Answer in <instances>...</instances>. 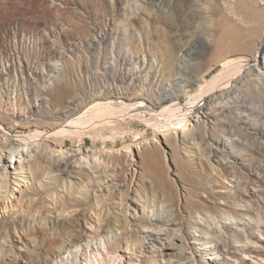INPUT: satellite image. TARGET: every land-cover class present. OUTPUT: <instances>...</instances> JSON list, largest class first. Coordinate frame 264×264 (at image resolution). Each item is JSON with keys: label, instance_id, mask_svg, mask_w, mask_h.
<instances>
[{"label": "rangeland", "instance_id": "obj_1", "mask_svg": "<svg viewBox=\"0 0 264 264\" xmlns=\"http://www.w3.org/2000/svg\"><path fill=\"white\" fill-rule=\"evenodd\" d=\"M248 1L263 22L264 0ZM234 8L235 0H0V176L16 197L0 211L9 225L0 264H34L38 252L49 264H264V105L211 116L218 95L210 96L185 129L175 111L225 63L205 42L183 51L184 35L209 43ZM117 60L124 83L111 79ZM185 60L196 68L182 67ZM109 92L115 98H102ZM111 104L145 110L66 142ZM36 133L49 137L26 147ZM216 147L225 154H209ZM152 151L172 202L146 176ZM201 161L210 165L207 191L195 189ZM191 192L200 210L185 212ZM68 228L82 239L68 251L59 243L55 255L46 242Z\"/></svg>", "mask_w": 264, "mask_h": 264}, {"label": "bare ground", "instance_id": "obj_2", "mask_svg": "<svg viewBox=\"0 0 264 264\" xmlns=\"http://www.w3.org/2000/svg\"><path fill=\"white\" fill-rule=\"evenodd\" d=\"M236 17L237 19H239L238 22L235 21ZM190 29L192 28H188V26L185 28V30H190ZM214 32H215V37L213 40L211 41L209 40L208 41L209 43H207L204 39H201V37H196V36L193 37L190 34L184 35L185 38L184 43L189 45L185 46L183 48L184 49L183 51L195 52L196 51L195 47L200 43L205 42L207 46L209 45L217 49L216 51L217 54L213 58L215 61L221 59L224 62L225 60V63L221 65L222 68L216 74L212 75L211 82L206 87L202 88L200 95H196V97L192 98V100H190L191 103L189 102V104H186L185 107L179 104L178 105L179 107L175 108V111L177 112L176 115L180 116L178 118L177 123L184 124L183 125L184 129L189 121L188 118L189 115L192 114V112H195V109L198 106H200V108L203 109L202 107L206 99H208V97L210 96L218 95L216 98L214 97L215 99L214 104H211V106H207V108H209L210 110H214L211 116H214L216 114L225 115L226 113L230 112L234 107H236L239 110L244 109L246 111H252L256 113L261 108V106L264 105V65L260 63V59H259L260 54L264 55V21L262 22V16H260L258 10L248 0H235L234 16L231 17L229 15H222L218 25L214 29ZM258 41L260 42L258 43ZM244 52H246L247 55L248 54L252 55V58L250 59H247L245 57L239 58V56H241V54H243ZM120 64H122V62H120L119 60L118 63L116 64V68L119 70V72L115 70L117 72H115L111 76V79H113L116 82L124 83L127 80L128 73L121 72ZM192 65L191 64L188 65L186 60L183 61V63L181 64L182 67H187V68H191ZM194 67L196 68V66ZM194 72L198 73V71L196 72V70ZM253 76H256L257 79L254 78V80H252L251 78ZM195 79L198 80V76H194V77L192 76L189 79H185L184 83L186 85L188 84L190 85L192 84V80ZM249 82H252L251 83L253 86L252 92L248 91L246 88ZM117 89L119 90L120 87L117 86ZM220 93L222 94L221 96H219ZM107 94L105 93V96H102V98L108 96L109 97L112 96L113 98H115L113 96V93L109 92ZM69 96L70 93L67 90H65L59 98L60 105H64L67 102V98ZM126 98H127L126 100L128 101L132 100L130 99V97H126ZM176 99L178 100L180 98L176 97ZM131 106L129 105L121 109H117L114 108L111 104L108 105V107L105 106L102 107V110H106V111H102L101 113L98 112L96 115H92V116L89 115V119H86L81 125L78 126L80 128L79 131L70 132L68 133V135H65L64 133L66 142L68 141L70 144L81 142L83 140L82 139L83 134L85 133L86 130H89L87 132H96V134L99 132L106 131L110 129L111 124L113 122H116L119 118L121 117L123 118L131 114L133 116L134 114H142V111L145 110L143 107L141 108L140 106H139L140 108H138V106L137 107L135 106L131 107ZM76 125L73 128L77 129ZM65 129L64 132L70 130V129H66V130ZM47 135L48 134L45 133L44 134L36 133V135L32 137L25 138L24 139V141L26 142L25 146L26 147L32 146L38 143V141H40L39 139L42 140L43 138H46ZM47 137H49V135ZM115 145H118V143H115ZM24 152L26 153V151L24 150L22 152L19 151L20 154H24ZM210 153L211 154L213 153V156L215 157L220 156V154L222 156L223 154H225L224 151L220 150L219 147L214 148L212 151L210 150L209 154ZM4 155L5 156L3 157L5 159H8V155L7 154ZM12 155L13 156L16 155V152H12ZM149 165H150L149 166L150 171L148 173L146 172L147 173L146 176L152 179L153 190L161 191L162 195H164L167 199L170 200V202H172L174 200V198H172L174 197L173 188L166 179V175L163 172V167L160 161L158 160L157 152L152 151V160L150 161ZM201 166L204 170V174L202 176V182L196 183L195 189L207 191L208 186H205L203 182H205L204 180L206 179V175L210 173V165L207 162L201 161ZM54 167L58 168V166L56 165H54ZM39 170L40 169L37 168L35 174L40 175L41 171L39 172ZM7 176L8 175H6L5 177L4 175L0 176V211L2 210L6 211L11 207L13 208L15 207L14 201H16V197L13 200L12 196L14 195V191L12 192V189L10 190L8 188L7 185L8 181H6L8 180ZM191 193L192 194H190V198L187 199L185 212L194 209L200 210L199 203H196L194 200V197L200 194L197 193L195 194L193 192ZM20 205L22 207L24 204L23 205L20 204ZM88 205H89V201H84V200L82 201L80 200L77 203L78 207H86ZM213 209L215 208L213 207ZM4 227L9 228V225H7V221L5 220V218H3V221L0 223V234L3 233ZM64 232L62 231L57 233L54 237H52L49 241L46 242L45 246L53 250L55 255L58 254V252L55 251L56 250L55 248L59 243H63L64 251L65 250L68 251L70 248H73L76 245V243H78L82 239L81 234L78 233V231L75 229L74 230L69 228L66 229V233H65L66 235L64 234ZM214 239L220 242L219 238L215 237ZM36 250H41V249H36ZM49 261L50 258H47L46 260L42 259L40 252L37 253L36 259L33 260L34 264H49Z\"/></svg>", "mask_w": 264, "mask_h": 264}]
</instances>
